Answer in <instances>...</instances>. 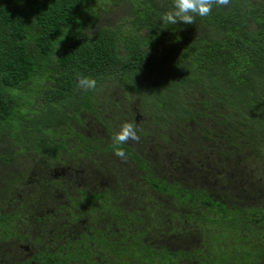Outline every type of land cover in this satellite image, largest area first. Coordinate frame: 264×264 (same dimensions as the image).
I'll list each match as a JSON object with an SVG mask.
<instances>
[{"label":"trees","instance_id":"obj_1","mask_svg":"<svg viewBox=\"0 0 264 264\" xmlns=\"http://www.w3.org/2000/svg\"><path fill=\"white\" fill-rule=\"evenodd\" d=\"M172 5L0 0V264H264V0Z\"/></svg>","mask_w":264,"mask_h":264},{"label":"clouds","instance_id":"obj_2","mask_svg":"<svg viewBox=\"0 0 264 264\" xmlns=\"http://www.w3.org/2000/svg\"><path fill=\"white\" fill-rule=\"evenodd\" d=\"M231 0H173V5L170 10L164 13L161 20L164 24H188L193 25L195 23V17H206L211 14L213 5L227 7L230 5ZM116 15L123 21L119 24L113 25L109 22L110 16L104 21L111 28H115V34L120 31L117 29L119 26H124L125 13L117 10ZM89 33L93 35V30L88 29ZM78 87L84 91H94L97 87V81L94 78L83 76V74L77 75ZM140 136L137 134L136 125L133 123L125 122L121 125L120 130L112 136V143L114 146V155L122 160H126L127 153L120 147V145L127 144L130 141L139 142Z\"/></svg>","mask_w":264,"mask_h":264},{"label":"rangeland","instance_id":"obj_3","mask_svg":"<svg viewBox=\"0 0 264 264\" xmlns=\"http://www.w3.org/2000/svg\"><path fill=\"white\" fill-rule=\"evenodd\" d=\"M109 10H120L122 13H125L126 14V21L127 23L130 22V18H131V14H132V11H133V8L126 3V1H124V3H122L120 6L118 7H113ZM108 10V11H109ZM107 11V12H108ZM128 14H129V17H128ZM109 22L113 25H116V24H119L120 22H123L118 15L116 16H111L110 19H109ZM128 27H125V26H119L117 29H121V30H126L128 29ZM144 33V31H143ZM118 94V93H117ZM137 100L134 99V103H136ZM125 106L128 107V108H133L134 104L131 103V102H125ZM144 112H139L137 113L138 115H142ZM86 123L84 124V127L80 128V132L84 135H88V134H91V137L90 139L95 141V138H99L100 140H103L104 142H106L107 140L104 139L106 138L105 135L103 134V128H102V123L101 122H97L94 117L92 116H87L86 118ZM137 121H142L143 119L141 118V116H139L138 118H136ZM94 127V129H92L91 127ZM94 135V136H93ZM159 138H157L158 140ZM87 145H89L88 143H86ZM129 145H133V144H136V146H138L139 148H144V149H148V150H152L155 148V142L152 143L153 147H148V145H145V142L140 143V142H133V141H130L129 143H127ZM155 150V149H154ZM99 157V156H97ZM217 160H213L212 162H215ZM220 162V161H219ZM121 165H122V161L120 160V165L118 167H116V169L114 170V172H119L121 170ZM205 170V169H204ZM122 175L125 176V171L123 170L122 171ZM16 177H20V175H17ZM137 179V177H136ZM22 184H26V185H29L31 186V189L33 190H38V187H40L38 185V182L37 181H30L29 178L27 177L26 180L24 182H22Z\"/></svg>","mask_w":264,"mask_h":264}]
</instances>
